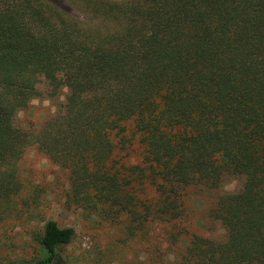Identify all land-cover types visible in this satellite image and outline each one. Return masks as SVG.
Here are the masks:
<instances>
[{
    "label": "trees",
    "instance_id": "obj_1",
    "mask_svg": "<svg viewBox=\"0 0 264 264\" xmlns=\"http://www.w3.org/2000/svg\"><path fill=\"white\" fill-rule=\"evenodd\" d=\"M70 1L81 16L0 0V171L32 145L14 120L43 78L67 93L33 144L67 171L69 206L172 224L239 180L208 212L223 236L186 229L169 264H264V0ZM74 237L47 220L35 264Z\"/></svg>",
    "mask_w": 264,
    "mask_h": 264
},
{
    "label": "rangeland",
    "instance_id": "obj_2",
    "mask_svg": "<svg viewBox=\"0 0 264 264\" xmlns=\"http://www.w3.org/2000/svg\"><path fill=\"white\" fill-rule=\"evenodd\" d=\"M52 1L75 16L82 15L70 0ZM49 87L41 78V96L14 120L16 128L35 138L45 122L58 113L67 93L63 89V95L54 99L49 96ZM34 139L15 165L0 171V185L9 181L5 190L0 188V264H35L49 219L75 229L73 241L60 249L57 264H169L186 249L190 236L186 229L211 238L223 236L221 225L213 223L208 212L218 195L235 192L241 181L231 180L217 193L193 192L187 219L142 228L127 215L90 214L75 203L69 206L67 171L52 163L33 144Z\"/></svg>",
    "mask_w": 264,
    "mask_h": 264
}]
</instances>
